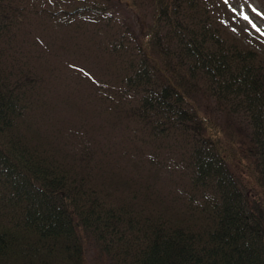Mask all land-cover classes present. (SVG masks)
<instances>
[{"label": "trees", "instance_id": "16d2710c", "mask_svg": "<svg viewBox=\"0 0 264 264\" xmlns=\"http://www.w3.org/2000/svg\"><path fill=\"white\" fill-rule=\"evenodd\" d=\"M46 1L0 0V264H87V243L108 264H264V55L220 23L224 2L146 0L143 42L156 59L126 33L107 42L100 81L74 64L107 116L76 108L91 116L74 130L43 114L49 82L32 75L39 56L19 31L34 11L53 19L59 10L100 39L110 0H50L51 11ZM204 95L221 120L200 115ZM132 141L153 166L137 179L143 149ZM120 160L130 177L110 172Z\"/></svg>", "mask_w": 264, "mask_h": 264}, {"label": "rangeland", "instance_id": "374dc122", "mask_svg": "<svg viewBox=\"0 0 264 264\" xmlns=\"http://www.w3.org/2000/svg\"><path fill=\"white\" fill-rule=\"evenodd\" d=\"M31 1L33 2L32 4L37 7V0H28L29 5L31 4ZM76 1L79 3L81 0H72V3H75ZM137 1L139 2V6L135 9L129 5L130 0H110V6L107 9L108 13H105L106 17L104 19V21L108 24L106 28L103 27V23H101L98 27L100 31V39L90 33V31L94 28L92 27V24L87 30L78 29L76 26V20L80 22V17H77L76 19H69L67 24V17L63 18L59 10L55 15L56 17L53 19L46 18L48 15L44 17L40 16L39 12H35L34 10L32 11H34L35 14H30V16L28 15V24L23 30L19 31V35L22 39H25L27 44L30 45V43H35L31 45L30 48L34 49L35 55L36 57L39 56V59L31 65L33 70L32 75L35 77L44 76L47 82H49V86L47 88L49 89V92H45L44 94L45 108L43 114L46 117L58 118L59 123H66L69 128L73 127L74 130H76L81 123L86 122V118L91 116V114L87 112L85 114L77 111V109L84 111V106L90 107L89 109H96V112H98V110H102L103 117H107L104 113L103 107L100 108L99 105H96V102L98 103L99 101L97 94L94 91L96 87L89 84L87 79L81 80L80 76L77 77V74L72 71L71 67L74 64H84L91 69L88 72L92 73L96 80L98 79V81H100L104 74L97 67L101 65L100 61H103V64H105V62L107 63V59H109V57L106 54L107 52L112 51L107 42H109L110 39L119 41L123 40L126 33L129 35V41L132 45L142 47L141 50H146L148 55L152 54L149 45H144L143 42V35L147 30V24L149 25L152 19V6H149L146 0ZM221 2H224L225 4ZM221 2L219 0L214 1L216 6L221 3L217 9V17L218 20L221 21L220 23L225 25L226 28L240 41H243L248 35H250V39L254 40L256 46L261 47L260 52L264 55V0H222ZM46 3L47 10L51 11L53 7L50 6V0H47ZM58 6L60 7V5ZM61 19H65L64 25H62ZM120 23L121 26L116 28ZM38 24L40 25L38 26ZM126 27L129 30L126 31ZM105 31L108 33V37L104 38L102 34ZM38 33H40L39 36ZM63 35L67 37L70 47H75L80 50V52L72 53L70 51H66L67 49L61 48L60 45L64 42V39L61 42V39L64 37ZM42 37L43 40L41 41ZM48 39H50V42H48ZM55 45H57V48L54 47ZM54 55L57 58L53 57ZM153 58L156 59L154 56ZM44 67H47V70H45ZM54 74L58 77L50 79L53 78ZM105 77L107 79V76ZM74 83L76 88L72 87ZM80 83H83L81 89ZM56 95L58 97H56ZM87 96H90L92 101L89 99L90 97ZM116 103L119 104L117 110L120 113V117L118 118V121H120V118L124 119L126 117L121 112L122 104L120 101L117 100ZM106 108L107 115H109V112L112 109H115L111 103L108 104ZM197 108L200 110V115L210 118L211 121L217 122L216 120L222 119H220L219 115H216V113L212 111V108L215 109L212 104V100L207 98V96L205 97V95L200 97V106L198 107L197 105ZM204 110H206V112ZM67 117L80 119L65 120L64 118ZM71 121L77 124H72ZM103 122L105 121L103 120ZM103 134H105L106 137L110 136V132L106 128H103ZM122 134L124 135L123 131ZM123 139L125 140V138ZM59 141L62 146L65 144V141L61 138V136H58L56 139V142ZM118 143L119 144L113 143L112 147L115 149V152L117 148L120 153V147L123 146L125 149V147H127V143L125 142L126 145L122 144L120 141ZM133 143H135V145L129 146L131 149H133L136 145L143 149L142 153H140V158L143 156L141 160L135 155V159L139 162L134 161L138 165L137 168L134 167L136 170L134 179H137L140 177L141 171L146 173L148 169L145 167H148L149 165L152 166V163L150 161L151 156L149 157L150 153L148 152V149L136 142ZM69 145H72L73 148L75 147L73 142H70ZM99 149L101 151L103 149L108 152L107 145L100 146ZM152 152L154 153L155 150ZM142 161L144 162V166ZM93 163L91 166L94 168ZM114 164L115 165H113L111 171L110 167L107 168L108 172L120 173L122 178L131 176L128 172L126 162L120 160ZM125 174L128 176H125ZM88 175L89 178L98 176L96 172H90ZM107 197H109V195H107ZM93 246L94 245L91 243L86 244L87 264H108L106 257L102 258L99 256L98 250Z\"/></svg>", "mask_w": 264, "mask_h": 264}]
</instances>
